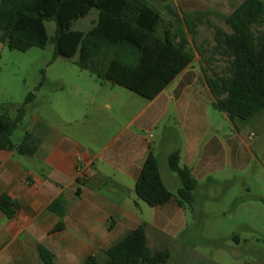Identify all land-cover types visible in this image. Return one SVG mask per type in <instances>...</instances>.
Returning a JSON list of instances; mask_svg holds the SVG:
<instances>
[{"label": "crops", "instance_id": "crops-1", "mask_svg": "<svg viewBox=\"0 0 264 264\" xmlns=\"http://www.w3.org/2000/svg\"><path fill=\"white\" fill-rule=\"evenodd\" d=\"M240 4L241 0H169L161 16L175 35L174 19L181 22L183 14L230 15ZM166 13L171 17H165ZM100 22L99 12L91 10L75 22L79 29L72 30L81 33L84 42ZM204 26L195 29L194 38L183 29L187 40L183 50L169 46L159 34L153 39L116 26L107 41L102 37L92 41L87 68L79 65L82 42L75 55L65 59L75 58L81 72L102 89L109 87L108 100H83L84 106L51 118L38 114L25 131L39 140L32 157L0 151V196L18 205L11 219L0 213V264H43L38 246L54 255L55 264H85L89 257L97 263L100 256L103 264L105 251L142 224L147 240L151 233L179 231L185 208H178L174 200L149 207L151 221L141 219L147 205L136 202L134 186L149 153L157 159L162 182L170 192L179 188L177 176L168 167L174 152L198 187L225 167L242 165L244 153L251 152L256 140L248 135L246 143L239 120L230 122L212 108L214 97L201 73V50L195 42ZM179 41L177 37L175 42ZM6 49L18 52L0 41V60ZM122 90L140 100H121ZM102 109L107 114H100ZM6 110L0 105V115L10 116ZM161 159L168 172L161 171ZM77 179L83 182L79 197H75ZM59 196L66 201L64 229L51 233L59 218L47 208ZM249 203V197L239 196L234 210L252 207ZM243 227L257 232L254 214L248 215ZM236 245L241 246L240 240Z\"/></svg>", "mask_w": 264, "mask_h": 264}, {"label": "trees", "instance_id": "trees-1", "mask_svg": "<svg viewBox=\"0 0 264 264\" xmlns=\"http://www.w3.org/2000/svg\"><path fill=\"white\" fill-rule=\"evenodd\" d=\"M91 10L101 15L97 29L82 42V34L72 30L74 23L85 17ZM219 19L229 32L210 24L209 18ZM55 25L53 37L46 34L44 23ZM175 35L171 33L160 11L148 0H0V41L11 51L25 53L32 48L45 49L53 46V60L72 58L82 42L81 68H87L86 61L93 50L92 41L108 35L119 26L133 29L146 37L156 38L157 31H164V42L178 49H185L187 40L183 29L195 37V29L206 25L213 30V46L208 56L200 52V69L205 83L214 97L212 108L223 113L230 122L247 121L264 109V2L262 0H241V4L230 14L211 12L183 14L182 20L174 19ZM181 23V24H180ZM171 28V25H170ZM179 30V31H178ZM179 37V43L176 38ZM44 84L45 74L41 72ZM35 92L30 93L15 110L13 116L0 115V151L13 150L19 156L32 157L38 149L36 135L25 132L22 141L14 145L11 137L23 122L27 108L35 101ZM179 153L168 158L169 170L179 180L176 197L162 182L157 159L149 153L136 180L134 191L137 199L150 208H157L175 202L180 209L192 207L196 180L187 168L180 167ZM79 197L83 185L76 180ZM65 198L59 196L47 211L59 218L51 233L63 231ZM18 205L8 196H0V213L8 219L15 216ZM232 240L239 243L238 236ZM43 264H55L54 255L43 246L36 249ZM103 264H167L170 260L168 249L152 250L147 240L145 225L138 226L120 241L105 251ZM85 264H96L94 257Z\"/></svg>", "mask_w": 264, "mask_h": 264}, {"label": "rangeland", "instance_id": "rangeland-1", "mask_svg": "<svg viewBox=\"0 0 264 264\" xmlns=\"http://www.w3.org/2000/svg\"><path fill=\"white\" fill-rule=\"evenodd\" d=\"M151 2L154 8L163 13L165 10L162 6L169 3V0ZM165 17L171 16L166 13ZM209 21L229 32L219 19L210 17ZM45 28L47 35L53 37L54 23L46 22ZM78 29L79 25L75 23L73 30ZM199 32L195 42L201 52L208 56L210 47L214 44L213 30L204 26ZM157 33L164 36L161 29ZM75 60H53L52 44L47 45L44 50L32 49L27 53L10 52L6 49L0 60V105L10 112V116L15 113L11 112L12 108H18L30 93L35 92L42 82L41 72L44 71L45 74L43 86L35 92L34 103L27 108L23 122L11 137L12 143L18 144L22 141L24 132L38 114L42 119L51 118L72 107L84 106L83 100H108L109 87L102 89L93 77L75 66ZM120 92L123 94L121 100H140L123 90ZM215 113L219 114L216 111ZM100 114H107V110L102 109ZM262 114L264 109L252 119L237 121L243 129L246 143H249L248 135L256 140L251 152L244 153L242 165L238 168L229 165L217 176L202 180L194 192L192 207H185L183 211L179 231L169 230L162 234L149 235L148 243L152 250H169L170 260L167 264H264V120H260ZM160 168L163 173L168 172L165 171L163 159L160 160ZM171 174L176 178L174 173ZM176 191H171L175 197ZM239 196L249 197L252 207L235 211L233 203ZM135 200L141 206H146L143 202ZM144 208L146 211L142 212L141 219L149 222L153 215L149 207ZM249 214H254L257 232L243 227ZM234 235L238 236L240 247L232 240ZM102 261L100 256L96 264H102Z\"/></svg>", "mask_w": 264, "mask_h": 264}]
</instances>
